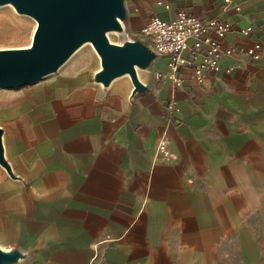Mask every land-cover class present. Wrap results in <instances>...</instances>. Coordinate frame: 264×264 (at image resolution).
Returning a JSON list of instances; mask_svg holds the SVG:
<instances>
[{"label": "crops", "instance_id": "crops-1", "mask_svg": "<svg viewBox=\"0 0 264 264\" xmlns=\"http://www.w3.org/2000/svg\"><path fill=\"white\" fill-rule=\"evenodd\" d=\"M179 11L228 21L221 51L264 53V0H129L121 43ZM165 68L138 70L148 92L131 98L128 76L94 83L91 57L0 107L15 177L0 167V248L19 264H264V54L223 58L201 85L183 68L175 90Z\"/></svg>", "mask_w": 264, "mask_h": 264}, {"label": "water", "instance_id": "water-1", "mask_svg": "<svg viewBox=\"0 0 264 264\" xmlns=\"http://www.w3.org/2000/svg\"><path fill=\"white\" fill-rule=\"evenodd\" d=\"M21 16L36 22L28 48L0 50V89L15 90L53 75L84 45H90L100 62L93 81L108 88L123 76L132 85L130 97L143 95L148 87L137 71H147L158 59L141 40L111 43L108 34L124 33L125 0H0ZM0 128V167L15 179L5 159ZM27 255L13 248H0V264H19Z\"/></svg>", "mask_w": 264, "mask_h": 264}, {"label": "built area", "instance_id": "built-area-1", "mask_svg": "<svg viewBox=\"0 0 264 264\" xmlns=\"http://www.w3.org/2000/svg\"><path fill=\"white\" fill-rule=\"evenodd\" d=\"M231 31L228 21L219 19H200L179 11L174 19L163 21L154 18L138 33V39L144 42L159 58L166 59L164 71H157L155 79L158 82H168L172 89L182 88L183 81L180 70L191 68L197 84L204 82V73L210 69L218 70L226 57L238 58L247 56L258 60L264 53L258 42L243 49L230 47L221 51V43ZM249 31H241L245 35ZM200 59L199 61H197ZM228 68L226 72H230ZM175 107L172 96L167 103V110ZM156 154H161L168 160L167 140L162 136L156 146Z\"/></svg>", "mask_w": 264, "mask_h": 264}, {"label": "rangeland", "instance_id": "rangeland-1", "mask_svg": "<svg viewBox=\"0 0 264 264\" xmlns=\"http://www.w3.org/2000/svg\"><path fill=\"white\" fill-rule=\"evenodd\" d=\"M128 1L129 0H125L126 9ZM0 17L4 22L0 25V50L28 48L31 44L32 35L36 28V22L29 17L18 15L10 6L0 8ZM124 25V33L108 34V39L111 43L120 44L123 39H126L127 36L125 34ZM91 57H96L95 52L91 46L84 45L62 67L80 60L88 61ZM62 67L53 75L58 74ZM53 75H50L35 84L47 81L53 77ZM29 87H31V85L15 90L0 89V107L5 104L16 102L15 99L19 98L24 91H28ZM1 124L2 120L0 119V125Z\"/></svg>", "mask_w": 264, "mask_h": 264}, {"label": "bare ground", "instance_id": "bare-ground-1", "mask_svg": "<svg viewBox=\"0 0 264 264\" xmlns=\"http://www.w3.org/2000/svg\"><path fill=\"white\" fill-rule=\"evenodd\" d=\"M88 46H90V45L88 44Z\"/></svg>", "mask_w": 264, "mask_h": 264}]
</instances>
